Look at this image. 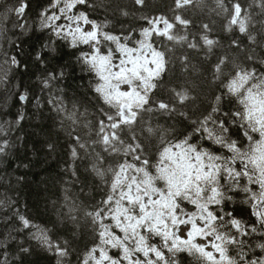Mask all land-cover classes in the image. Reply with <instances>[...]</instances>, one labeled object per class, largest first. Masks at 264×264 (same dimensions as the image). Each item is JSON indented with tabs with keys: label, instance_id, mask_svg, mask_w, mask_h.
Wrapping results in <instances>:
<instances>
[{
	"label": "snow or ice",
	"instance_id": "6c2138e0",
	"mask_svg": "<svg viewBox=\"0 0 264 264\" xmlns=\"http://www.w3.org/2000/svg\"><path fill=\"white\" fill-rule=\"evenodd\" d=\"M132 3L146 6V0ZM253 4L259 5V20L249 11ZM82 6L95 7L90 0H52L41 21L43 29L71 48L86 46L79 59L94 74V91L106 106L94 130L96 139L75 137L71 153L78 157L77 149H92L99 164L95 175L106 187L103 199L86 212L95 242L80 264H180V254L194 264H264V71L246 65L255 64L254 55L246 53L240 60L232 52L241 48L236 33L257 46L264 40V0L247 6L241 0H214L211 12L224 17L222 30L233 34L227 46L212 35L211 22L198 23L189 15L203 11L206 0H173L170 15L141 16L142 26L119 34L81 11ZM26 7L21 3L10 11L23 17ZM107 7L131 14L115 0ZM225 47L209 69L221 92L206 115L192 120L179 107L192 99L189 87L170 88L167 100L155 95L177 60L183 72H199L186 53L176 57L177 48L203 52L209 59ZM37 60L43 62V54L37 53ZM12 63L19 66L15 57ZM225 97L234 105L231 112L220 106ZM147 114L179 115L194 127L176 136L173 128L154 127ZM231 126L240 129L243 140L233 138ZM153 138L150 156L145 141ZM5 145L0 144V152ZM94 145L103 151L96 152ZM105 154L121 159L105 167ZM241 194L251 222L229 208ZM19 219L22 230L35 229L32 240L53 252L57 264H65L71 255L67 241L54 240L46 228L22 215ZM30 251L24 244L18 249ZM0 264H13L2 246Z\"/></svg>",
	"mask_w": 264,
	"mask_h": 264
},
{
	"label": "trees",
	"instance_id": "16d2710c",
	"mask_svg": "<svg viewBox=\"0 0 264 264\" xmlns=\"http://www.w3.org/2000/svg\"><path fill=\"white\" fill-rule=\"evenodd\" d=\"M90 2L95 7L82 6L80 10L119 34L122 30L126 33L142 26L141 16L170 15L173 0H146L143 8L133 5L132 0H115L131 13L128 16L107 7L113 0ZM21 3L27 7L23 17H18L10 10ZM51 3L52 0H0V77H3L0 79V144L6 142L4 151L0 152V246L13 264H57L58 259L53 252L46 251L38 241L31 239L34 228L22 230L21 215L34 225L46 228L54 240L67 241L71 255L65 264H80L79 258L95 242L93 226L86 212L96 207L106 190L95 175L94 166L99 164L92 149H77L78 157L71 154L77 144L75 137L87 142L96 139L94 130L97 122L104 118L101 109L106 106L94 91V74L80 62V53L87 51L86 46L73 49L67 41L52 36L41 27L43 14L49 11ZM241 3L247 6L252 0H241ZM212 7L214 0H206L203 11L197 9L189 15L198 23L211 22L212 35L227 46L233 34L222 30L225 18L212 13ZM249 11L256 14L257 20L261 18L258 4H253ZM22 21L24 26H21ZM256 35L257 40H261V35ZM236 37L241 48L232 50L234 56L243 60L246 53L254 55L255 64L248 61L246 65L264 71L260 64L264 60V40L257 46L239 33ZM227 50V47L216 49L215 56L205 59L203 52L177 48L176 57L186 53L199 72H183L177 60L155 95L167 100L170 88L189 87L192 99L179 107L192 120L206 115L216 103L214 97L221 92L212 81L209 69L216 57ZM37 53L43 54V62L37 60ZM12 57L19 66L12 63ZM50 74L55 77L51 78ZM21 96L26 99L22 100ZM220 106L224 112L234 108L227 97ZM146 119L154 127L173 128L176 136L192 132L194 127L191 120L179 115L147 114ZM230 134L243 140L240 129L235 126L230 127ZM193 139L196 140L195 135ZM155 142V138L145 141L150 156ZM93 147L96 152L103 151L99 145ZM105 158V167L121 159L108 154ZM242 198L243 194L236 196L229 208L234 209L238 217L251 222L253 218ZM21 244L30 247L31 251L19 253ZM179 259L180 264H194L187 254H180Z\"/></svg>",
	"mask_w": 264,
	"mask_h": 264
},
{
	"label": "rangeland",
	"instance_id": "374dc122",
	"mask_svg": "<svg viewBox=\"0 0 264 264\" xmlns=\"http://www.w3.org/2000/svg\"><path fill=\"white\" fill-rule=\"evenodd\" d=\"M52 10L54 11L55 9H52ZM181 234H183V232ZM199 242L203 243V241H199Z\"/></svg>",
	"mask_w": 264,
	"mask_h": 264
}]
</instances>
